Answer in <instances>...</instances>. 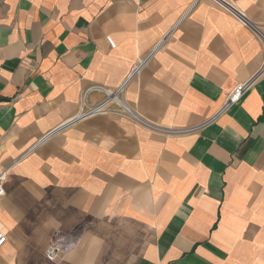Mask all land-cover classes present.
Wrapping results in <instances>:
<instances>
[{"label": "crops", "instance_id": "crops-1", "mask_svg": "<svg viewBox=\"0 0 264 264\" xmlns=\"http://www.w3.org/2000/svg\"><path fill=\"white\" fill-rule=\"evenodd\" d=\"M231 1L264 34V0ZM192 3L0 0V264H264L263 40ZM253 76L214 122L174 132ZM126 80L117 98L139 120L108 112L43 139ZM55 233L79 241L51 262Z\"/></svg>", "mask_w": 264, "mask_h": 264}, {"label": "built area", "instance_id": "built-area-1", "mask_svg": "<svg viewBox=\"0 0 264 264\" xmlns=\"http://www.w3.org/2000/svg\"><path fill=\"white\" fill-rule=\"evenodd\" d=\"M199 0H193V3L191 5V8L198 2ZM213 4H215L217 7L222 9L223 11L227 12L231 16H233L235 19H237L241 24L244 26H248L251 29H253L263 40L264 44V34L258 30V27L253 24L243 12L238 10L236 5L231 1V0H210ZM106 41L109 45L110 48H115V43L112 39L109 37H106ZM142 62H140L138 65H135L131 68V72L129 74V78L132 77L133 75L137 74L139 71V68L141 67ZM264 69V59L263 63L261 66V70ZM128 78V79H129ZM257 76L251 77L249 80H247L244 83L237 84L231 92L227 95L225 98L221 108L210 118H208L205 122L202 124H199L197 126H193L190 128H183V129H178L174 130L176 133H190V132H196L200 130L201 128H204L205 126L209 125L210 123L214 122L223 112H225L228 108H230L232 105L237 104L243 95L250 89L252 84L254 83L255 79ZM127 79V80H128ZM123 82L118 88L115 90H107V89H102L104 93V98L103 100L92 106H85L83 105L79 108L77 114L71 118L69 121L65 122L61 126L51 130L48 134H46L43 139L46 137L52 135L54 132L63 129L64 127L73 124L79 120L88 118L90 116L98 115V114H104L108 112H113L115 114H122V115H131L133 118H137L136 116L133 115V113L130 111L128 106L125 104V102H119L118 98L123 94L124 86L127 82ZM91 89V88H89ZM87 89L85 93L83 94V99L85 97L86 92L89 90ZM110 104H115L117 108L111 109L109 106ZM141 121V120H140ZM159 131L165 132L166 130H161L159 128ZM7 179L6 172L1 171L0 172V198L4 195V182ZM6 237L4 234L0 233V247L5 243ZM79 241V234L76 233H55L46 250H45V257L51 261L54 262L57 260L60 256L72 251L78 244Z\"/></svg>", "mask_w": 264, "mask_h": 264}]
</instances>
